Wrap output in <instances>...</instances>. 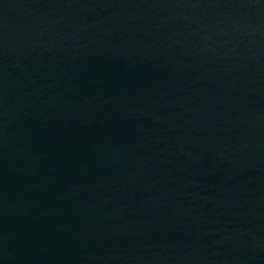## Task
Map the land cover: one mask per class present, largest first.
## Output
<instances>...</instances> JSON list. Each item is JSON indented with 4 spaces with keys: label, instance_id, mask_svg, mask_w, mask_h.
<instances>
[{
    "label": "water",
    "instance_id": "95a60500",
    "mask_svg": "<svg viewBox=\"0 0 264 264\" xmlns=\"http://www.w3.org/2000/svg\"><path fill=\"white\" fill-rule=\"evenodd\" d=\"M0 264H264V0H0Z\"/></svg>",
    "mask_w": 264,
    "mask_h": 264
}]
</instances>
